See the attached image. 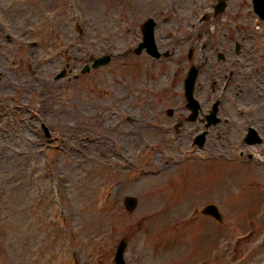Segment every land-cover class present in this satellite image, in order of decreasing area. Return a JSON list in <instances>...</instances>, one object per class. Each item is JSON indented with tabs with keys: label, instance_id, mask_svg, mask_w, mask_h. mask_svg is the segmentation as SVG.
<instances>
[{
	"label": "rangeland",
	"instance_id": "rangeland-1",
	"mask_svg": "<svg viewBox=\"0 0 264 264\" xmlns=\"http://www.w3.org/2000/svg\"><path fill=\"white\" fill-rule=\"evenodd\" d=\"M217 1L0 0V264H114L122 239L126 264H192L209 253L218 231H245L246 199L220 207L219 229L210 219L189 218L213 191L221 199L245 173L224 161L203 162V151L173 138L174 120L166 118L167 109L184 104L181 84L165 90L173 69L184 66L185 74L188 67L190 46L177 44L182 36L201 33L194 62L207 45L205 54L218 66L200 77L203 103L202 80L215 70L222 78L231 62L230 56L227 64L215 62L217 41L208 33L220 32L219 49L235 37L244 51H256L251 60L258 72L246 78L249 62L239 67L228 105L240 91L245 105L250 86L262 83L264 36L251 0H226L222 14L189 33V24L212 13ZM49 12L56 18L47 28L57 26V33L45 41L40 35ZM124 13L130 20L122 23ZM134 13L158 21L157 37L168 38L160 48L175 49L174 57L117 59L137 41ZM104 53L113 55L107 66L81 74L90 55ZM62 71L65 77L54 79ZM155 89L166 94L163 102H154L160 99ZM50 186L64 189L67 200L53 213ZM126 197L136 200L131 210ZM222 256L229 257L220 252L219 264Z\"/></svg>",
	"mask_w": 264,
	"mask_h": 264
},
{
	"label": "flooded vegetation",
	"instance_id": "flooded-vegetation-1",
	"mask_svg": "<svg viewBox=\"0 0 264 264\" xmlns=\"http://www.w3.org/2000/svg\"><path fill=\"white\" fill-rule=\"evenodd\" d=\"M157 28V26H156ZM155 28V29H156ZM137 41L132 44L134 40L131 41V49L123 50L121 48L117 54L118 58L122 60L128 56L134 55V48L139 46L141 41L140 29L137 31ZM155 42L158 41L159 47L165 46L168 42V38L162 39L163 36L157 37L154 32ZM187 38V37H185ZM202 38V34L199 33L196 36L191 35L189 38V45L193 46ZM180 40H177V44ZM232 43H227L230 46ZM238 45V50H235L234 54L240 55L242 53V47ZM207 45L202 47L201 52L206 49ZM236 46V44H235ZM160 50V48H159ZM174 53V51H172ZM135 56V55H134ZM140 56H146L150 60L153 58L142 52ZM140 56H136L137 58ZM200 64L196 66L198 69V77L194 88V97L199 101L201 100V85L200 77L203 76L205 69H214L216 65H211V57L201 55ZM160 60V59H158ZM158 60H154L157 62ZM153 61V62H154ZM159 63V62H158ZM231 64H234L231 62ZM217 68V67H216ZM189 69L187 67L186 71ZM181 71H184V66L181 67ZM218 70H215L216 73ZM233 76V72L229 75ZM213 77V74H212ZM212 77H209L211 80ZM226 90L225 86L222 91ZM209 91L212 93L211 96L207 95L204 99V105L206 108L200 109L198 116L193 123V127H186L183 124L185 119L190 114L186 110V106L178 105L176 110L171 113L169 117L170 120H174L172 123V128L174 134H181L178 138H175L178 142L183 143L185 141L190 142L193 137L203 133L205 130V116L211 110V107L215 101L214 97L218 94V88H216V83L211 81L209 84ZM241 91L236 93L237 95L229 98L230 104L220 103L218 106L217 116L221 119V122L217 123L213 127H210L206 131L205 144L203 147L202 157L200 159L203 162L211 160L212 162L224 161L225 164H229L232 168H237L245 173V179L242 180H232L229 185H227V190L224 192L222 198L215 197L218 190L212 192L211 196L207 197L204 202L200 205L199 214L201 217H206L210 219L209 216H204L201 214V209L204 206L211 205L215 206L220 213V207H223L226 203L231 205H237L241 200H247L246 207L248 209V214L245 217V231L237 232H222L219 231L216 234L217 242L212 245L209 253L200 259V262H208L211 264H216L215 257L218 258L221 246L225 247V254L231 253L233 260H237L240 264H264V88L262 87L260 93L249 94L247 104L243 105L246 109V113H239L236 110L237 104L236 100L240 98ZM183 96V95H182ZM178 95H176V98ZM239 106H241L239 104ZM176 119V120H175ZM255 130L257 136L260 139L259 143L249 145L246 141V135L249 129ZM188 129V130H187ZM187 130V131H186ZM237 166V167H236ZM221 215V213H220ZM221 215V220H222ZM213 221L212 219H210ZM215 220V219H214ZM215 222L219 225L220 222ZM252 225L251 228L248 227ZM215 239V240H216Z\"/></svg>",
	"mask_w": 264,
	"mask_h": 264
},
{
	"label": "water",
	"instance_id": "water-1",
	"mask_svg": "<svg viewBox=\"0 0 264 264\" xmlns=\"http://www.w3.org/2000/svg\"><path fill=\"white\" fill-rule=\"evenodd\" d=\"M253 10L256 14L259 15L261 19L264 20V0H253ZM149 28H150V25H149ZM104 59L96 60L93 64V67H96L97 65L101 64V62H103ZM125 205L128 209H132L135 205V201L133 199H126ZM122 252H123V247L121 246L116 253L117 264H123L122 259H121Z\"/></svg>",
	"mask_w": 264,
	"mask_h": 264
},
{
	"label": "bare ground",
	"instance_id": "bare-ground-1",
	"mask_svg": "<svg viewBox=\"0 0 264 264\" xmlns=\"http://www.w3.org/2000/svg\"><path fill=\"white\" fill-rule=\"evenodd\" d=\"M203 220V219H202Z\"/></svg>",
	"mask_w": 264,
	"mask_h": 264
}]
</instances>
